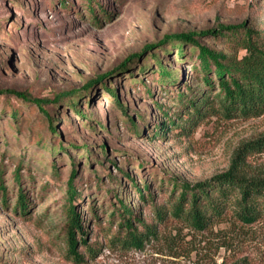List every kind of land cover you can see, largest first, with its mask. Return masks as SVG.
<instances>
[{
	"label": "rangeland",
	"instance_id": "374dc122",
	"mask_svg": "<svg viewBox=\"0 0 264 264\" xmlns=\"http://www.w3.org/2000/svg\"><path fill=\"white\" fill-rule=\"evenodd\" d=\"M244 21L264 30V0H0V189H6L0 191V264H264V219L246 225L228 216L199 231L171 213L181 192L174 184H196L230 169L243 145L264 138V114L226 118L214 98L218 88L210 106L193 108L200 68L191 51L178 59L175 45L122 65L166 33ZM204 41L244 53L226 37ZM160 62L174 71L172 85L161 82ZM102 75L135 125L100 81L86 90ZM6 90L49 98L76 90L85 116L64 97L47 106L53 131L37 105ZM252 149L239 170L264 176V147ZM74 167L90 246L79 247L82 263L68 245ZM122 170L139 186L149 185L145 199ZM20 189L26 213L16 210ZM118 200L155 225L156 234L141 246L128 243L120 219L112 220ZM157 206L168 209L163 218Z\"/></svg>",
	"mask_w": 264,
	"mask_h": 264
},
{
	"label": "trees",
	"instance_id": "16d2710c",
	"mask_svg": "<svg viewBox=\"0 0 264 264\" xmlns=\"http://www.w3.org/2000/svg\"><path fill=\"white\" fill-rule=\"evenodd\" d=\"M226 37L232 42L238 44L244 53L229 52L224 49L215 47L213 44L204 41L209 38ZM166 44H172L178 47V59L188 58V51L192 52V56L196 57L195 69L200 68L201 84L199 88L200 96L198 103L193 102V108L200 110L202 107L210 106L211 91L218 88L214 98L218 100V110L226 118L232 116H242L245 118L259 117L264 114V30L256 28V26L244 21L242 23L218 24L216 26L202 28L199 30H188L180 32L166 33L161 39L146 43L140 52L132 53L123 62V66L129 61L142 56L147 51L155 48L160 49ZM154 54L155 53H150ZM199 66V68H198ZM159 73L162 76L163 84L172 85L176 77L174 71L168 69L163 62H160ZM104 75L98 79L89 82L86 86L88 90L93 83L100 81L103 88L109 92V97L115 101L119 109L131 120L135 125L133 116L127 114L126 106L122 102L118 93L104 83ZM4 92L11 93L31 102L40 109L46 116L50 127L53 131L55 119L50 110L47 108L50 104H57L61 99L70 98L74 109L83 115L78 109V92L71 91L68 95H56L49 97H33L26 92L16 90H6ZM161 127V126H160ZM160 129V128H159ZM264 147V138L255 142L243 145L235 154L230 169L215 175L211 179L198 182L196 184L183 183L174 184V190L181 187L175 201L171 207V213L177 218L185 219L190 225L199 231L206 230L210 225L216 222H225L228 216L242 224L251 225L261 219H264V176L247 177L241 174L239 168L244 157L252 148ZM68 147H62L59 151H64ZM89 150V148H86ZM106 150L103 145L101 150ZM57 149H54L56 151ZM103 163V162H102ZM123 171V170H122ZM125 176L132 185L137 189L138 195L145 199V191L149 189L146 183L142 187L139 186L130 173L123 171ZM77 168L72 169V173L68 179L67 190V227H68V245L69 255L78 263L84 262V255L80 251V245L90 249L85 237V226L78 212V189L75 184ZM6 189H0L5 191ZM173 190V191H174ZM140 198V199H141ZM154 198V197H153ZM152 198V199H153ZM16 210L20 209L26 213L27 197L23 194V190L18 191ZM119 209L112 211V220L120 219L119 228L125 230L126 241L133 245L141 246L150 236H154V224L146 223L135 215L134 209L127 205L124 201L118 200ZM156 215L163 218L168 209L164 206L156 207ZM136 222L142 225L143 230L136 226ZM79 234L80 237H79ZM98 245L95 246L96 250ZM235 264H247L240 262Z\"/></svg>",
	"mask_w": 264,
	"mask_h": 264
}]
</instances>
